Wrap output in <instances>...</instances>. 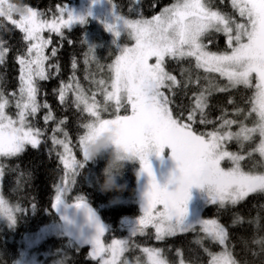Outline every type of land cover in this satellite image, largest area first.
Returning a JSON list of instances; mask_svg holds the SVG:
<instances>
[{"label":"snow or ice","instance_id":"snow-or-ice-1","mask_svg":"<svg viewBox=\"0 0 264 264\" xmlns=\"http://www.w3.org/2000/svg\"><path fill=\"white\" fill-rule=\"evenodd\" d=\"M97 2L92 0L93 4ZM219 2L222 4L223 0ZM5 6L11 7L8 0H0V18H5L18 28L27 42L26 52L17 57L20 66L19 89L18 95L12 94L17 109L15 118L6 112L11 101L0 90V157H15L22 154L28 145L35 149L41 144L43 131L35 127L29 117H35L41 108H49L47 103L38 101L39 81L50 79L53 68L59 72L58 65L47 63L50 57L46 55V49L52 40L50 37L45 38L44 33L47 31L62 36V28H70L72 24L84 23L85 20L84 17L74 16L66 7L58 8V17L44 19V14L32 6L27 8V15L16 19L5 12ZM231 7L239 19L220 10L213 0H175L150 19L143 16L126 19L118 15L113 6L115 20L105 24L106 30L116 37H120L122 32L127 33L133 44L119 48V54L108 65L110 82L104 79L93 81L99 86L98 91L103 93L104 103L97 101L95 92L91 97L86 95L74 75L72 82L62 83L58 89L62 104L71 91L76 108L83 105L84 111L94 118L81 125L84 130H88L89 135L95 121H99L101 127L113 126L117 145L135 156L140 162L141 173L149 177L143 215L132 236L143 235L151 226L155 229V239L160 241L178 233L195 232L199 226L204 235L194 243L203 247V241L207 239L222 249L212 252L204 247L203 250L209 256L208 264L238 262L229 247V231L218 219L203 218L195 223H185L187 205L191 199L190 189L194 186L206 187L208 203L218 205L221 209L239 204L250 194H264V170H245L241 164L246 158L242 154L245 145L257 136L259 142L247 152V157L258 153L264 159V0H231ZM215 34L225 36L224 50H211L210 45L216 42ZM8 51L0 42V64L5 62ZM56 55L57 49L53 48L51 56ZM166 58L177 61L192 59L196 69H202L206 74H218L227 83L220 86L214 78L206 75L204 79L207 85L195 95L194 104L186 117L183 111L174 115L171 107L174 101L163 89H168L174 96L181 82L165 70ZM153 59L155 62L151 63ZM85 63L88 61L85 60ZM72 68L76 69L75 60ZM199 82V76L193 81L189 74L184 86ZM241 86L251 90V96L246 101L249 105L247 111L240 107L234 108V114L243 115V120L226 118L227 113H223L217 118L220 120L219 126L212 131L195 130L197 122L202 125L214 123L208 119L206 112L214 92H228ZM109 102H114L111 118H102V112H109ZM121 109H125L126 114H121ZM53 118L51 111L44 116L46 123ZM250 118L251 126L245 123ZM65 122L64 119L59 121L51 137L54 146L63 148V152L58 155L65 170L61 182L56 186L55 202L51 205L53 208L63 203V197L72 189L80 169L87 161L83 156L82 160H78L69 146L71 141L68 133L61 127ZM237 124L238 130L232 131V126ZM57 132H62L64 139L57 138ZM88 138L84 134L78 138L81 153ZM231 141L239 145L240 152L226 149L225 144ZM149 143L155 145L157 157L162 156L166 147L171 149V158L176 162L177 171L168 183L176 185L174 190L169 191L166 185L162 187L158 183L149 156L145 153V146ZM224 161L230 162V166L223 167ZM4 174V168L0 166V178ZM74 207L84 209L88 219L95 222L96 234L91 240L90 257L98 259L100 264H129L122 257L129 251L130 241L112 239L106 245L102 241L105 228L96 219L86 199L83 196L76 197ZM22 211L19 206H10L0 195V214L9 221L14 223L15 213ZM238 222H243L239 216L233 220V226ZM255 223L259 227V218ZM253 242L264 250V237ZM142 252L147 256V264H168L158 248L144 247ZM180 264H185V261L181 259Z\"/></svg>","mask_w":264,"mask_h":264},{"label":"trees","instance_id":"trees-1","mask_svg":"<svg viewBox=\"0 0 264 264\" xmlns=\"http://www.w3.org/2000/svg\"><path fill=\"white\" fill-rule=\"evenodd\" d=\"M73 1L76 0H25L27 4L42 12L45 18L55 16L60 6ZM174 2L175 0H111L117 13L126 19H138L141 16L150 19ZM213 3L220 10L239 19L238 14L231 7V0H223L222 4L219 0H213ZM62 33V36H52V43L46 53L50 57L47 63L58 65L59 72L53 68L50 79L39 81L38 101L41 104L47 103L49 108H41L35 117H29V121L43 131V136L40 137L41 144L35 149L27 146L22 154L15 157H0V166H3L5 173L1 178L0 193L10 206H19L24 210L15 213V222L10 226L0 223V264L16 262L22 249L19 241L25 235L35 233L52 223L60 222L56 208L51 205L55 202L56 186L61 182L64 168L51 137L61 119L66 120L61 127L68 133L70 146L76 158L83 159L77 143L79 136L85 131L81 125L93 118L84 111L82 105L79 109L76 108L73 103L74 94L71 91L67 95L66 102L62 104L59 101L58 89L62 83L72 82L71 78L74 75L86 95L91 97L95 92L97 101L103 104V93L97 90L93 81L98 79L110 81L111 74L108 71V65L119 54L116 47L108 44L106 35L94 32L86 25H77L63 30ZM214 38L216 42L210 45L211 50H224L226 48L225 36L215 34ZM0 42L9 49L5 62L0 64V90L8 95L19 88L20 68L17 57L26 52L27 42L23 40V33L5 18H0ZM90 47L93 50L90 51ZM53 48L57 49L55 57H52L50 52ZM74 60L75 70L72 68ZM85 60L88 63H85ZM184 69L188 71L185 72ZM165 70L181 82L180 86L175 89L174 96L166 89V95L174 101L171 105L174 115L183 111L186 117L194 104L195 95L207 85V80L204 79L206 75L214 78L220 86L227 83L218 74H206L202 69H196L192 59L177 61L166 58ZM189 74L193 81L199 76V84L188 83L185 87L184 83ZM250 96L251 90L242 86L230 89L228 92H214L210 97L209 108L206 109L208 119L214 123L202 125L197 122L194 125L195 130L198 132L212 131L219 126L220 120L217 118L223 113H227L226 118L243 120V115L234 114V108L240 107L247 111L249 105L246 101ZM230 100L232 103H229ZM178 105L183 107L178 108ZM113 110L114 102H109V112H102V118H111L110 114ZM49 111L54 118L46 123L44 116ZM121 114H126L125 109H121ZM245 123L251 126L252 119L250 118ZM238 127V124L233 125L232 131H237ZM55 135L64 137L62 132H57ZM258 142L259 137L257 136L251 143L245 145L242 154L246 158L241 162L245 170L261 171L264 168V160L258 153L247 157V152ZM225 147L228 151H241L235 141L227 142ZM106 160L105 156L96 161H86L69 195L65 198L69 202L78 196L86 199L88 206L99 214L105 225V236L102 238L105 244L110 243L112 239L124 238L127 235V229L130 228L124 224V221L133 220L138 227V220L143 215L136 197L138 162L133 160L126 164L122 178L119 180V183L125 185L123 191L104 193L100 191L99 184L103 179L102 171ZM229 165L225 162L223 167H229ZM33 204H35L34 208ZM202 216L206 219H218L228 229L229 247L238 264H264V250L253 242L254 239L264 237V194H250L239 204L222 209L218 205H208L204 207ZM237 216L241 217L243 222H238L233 226L232 222ZM257 218H259V227L255 223ZM65 232L63 229L56 236H48L36 246L34 251L39 264H100L98 260L92 259L89 255L91 241L85 246L79 245L70 240ZM200 236L203 234L196 230L195 232L178 233L157 241L153 228L149 226L143 235L137 234L129 239V251L124 254V258L143 263L144 255L141 249L149 247L160 249L168 264H180L181 259L185 261V264H208L209 256L203 250L204 247L212 252H218L221 246L205 239L201 247L194 243Z\"/></svg>","mask_w":264,"mask_h":264},{"label":"rangeland","instance_id":"rangeland-1","mask_svg":"<svg viewBox=\"0 0 264 264\" xmlns=\"http://www.w3.org/2000/svg\"><path fill=\"white\" fill-rule=\"evenodd\" d=\"M112 5H113L112 3L111 4L109 3V0H98V2L95 4L92 3V0H76V1H73L72 3L60 6V7H66L69 11L72 12V14L74 16L84 17V20H85L84 23H80V22L74 23L70 26V28H62L61 31L65 30V29H71L77 25H80V26L86 25L88 27V29H92L94 32L103 33L104 35H106L108 38V44L110 46L116 47L118 50H119V48L126 46V45L131 46L133 44V41L128 37L127 33L122 32L120 37H116L112 32H109L105 28V24H111L115 20V16H114V12H113V6L114 5L113 6ZM115 11H116V9H115ZM89 13H91V15H89ZM116 13H117V11H116ZM58 16H59V12H57V14L55 16H51L49 18H45V17H42V18L51 20V19L58 17ZM13 18L18 19V17H16V16H14ZM66 18L67 17L65 16V19ZM44 36H45V38L50 37L52 39V36H59V35H57L56 33H49L46 31L44 33ZM49 47H50V45L46 49V53L49 50ZM50 52H52V51H50ZM150 62L154 63L155 61L153 59ZM19 68H20V66H19ZM19 75H20V73H19ZM98 80H100V79H98ZM95 86L98 90L99 86L97 84H95ZM163 91L166 94V89H163ZM13 93L18 95V90L16 92H10L8 95H6L11 101V104L6 109V112L9 115L13 116V118H15L17 109L15 108V100L13 99V96H12ZM57 138L64 139V137H60V136H57ZM28 146H30V145H28ZM55 146L57 147V153L63 152L62 146H59V145H55ZM149 159L151 161L153 171H154V174L156 176L158 183L162 187L166 185L169 191L174 190L176 185L168 183L172 174L177 171L176 162L171 158V149L166 147L164 149V152H163L161 157H157L156 155H152L151 157H149ZM136 161L139 164V168L137 171V193H136V197H137V200H138L141 208L143 209V206L146 203L145 194L149 188V177L147 176V174L141 173L140 162L138 159H136ZM225 162L227 164H230V162L224 161V162H222V166ZM61 164H62V162H61ZM62 166H63V164H62ZM263 170H264V168H263ZM0 183H1V178H0ZM69 193H70V191H69ZM69 193L65 197H63V203H64V205H66L71 210L72 207L74 206L76 198L72 199L71 202L66 201L65 198L69 195ZM0 195H1V193H0ZM190 195H191V199L189 200L188 205H187L188 213H187V216L185 217V223H195L197 220L203 219L202 211H203L204 207L210 205L208 203L209 197H208L206 187L205 188H199V187L194 186L192 189H190ZM142 213H143V211H142ZM0 223H3L7 226H10L12 224V222L9 221L8 218L2 214H0ZM124 224L128 225L130 228L127 229V235L124 238H120V240H129L132 237L133 231L137 228L136 227L137 223L134 222L133 220H126V221H124ZM62 230H63V227H62L61 223L55 222V223H52V224L47 225L45 227H42L41 229H39L35 233L25 235L19 241L20 245L22 246V249H21L19 258L16 260V262L14 264H39V261L36 258V252L34 251L36 246L46 237L56 236V235L60 234L62 232ZM153 230L155 233L154 228H153ZM197 231L200 232L199 226H197ZM200 233H202V232H200ZM110 243H107V244H110ZM142 249H141V251H142ZM91 250L92 249L90 247L89 253L91 252ZM143 255H144V262L139 263V264H147V256L144 253H143ZM122 259H127V258H124V256H123ZM95 260H98V259H95ZM127 260L129 261V264H137V261H132L129 259H127Z\"/></svg>","mask_w":264,"mask_h":264},{"label":"clouds","instance_id":"clouds-1","mask_svg":"<svg viewBox=\"0 0 264 264\" xmlns=\"http://www.w3.org/2000/svg\"><path fill=\"white\" fill-rule=\"evenodd\" d=\"M11 7L5 6V12L20 17L27 15V8L30 7L25 0H8ZM91 135L87 129L84 135L89 138L85 140L82 148V156L87 161H96L107 157L105 168L102 171V182L99 184L101 192H121L125 185L119 183L123 170L128 162L137 158L126 152L116 143V130L113 126L101 127L99 121L93 122ZM155 145L149 143L145 146V153L151 157L155 155ZM151 162V161H150Z\"/></svg>","mask_w":264,"mask_h":264},{"label":"water","instance_id":"water-1","mask_svg":"<svg viewBox=\"0 0 264 264\" xmlns=\"http://www.w3.org/2000/svg\"><path fill=\"white\" fill-rule=\"evenodd\" d=\"M56 211L60 223L70 240L75 241L79 245L85 246L95 236V222L88 219L84 209H77L73 206L70 210L64 205V203H62L56 208ZM93 212L95 213L96 219H98L105 228L99 214L94 210Z\"/></svg>","mask_w":264,"mask_h":264}]
</instances>
